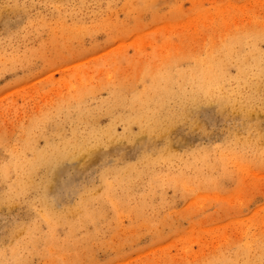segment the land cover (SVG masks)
<instances>
[{"label":"rangeland","instance_id":"374dc122","mask_svg":"<svg viewBox=\"0 0 264 264\" xmlns=\"http://www.w3.org/2000/svg\"><path fill=\"white\" fill-rule=\"evenodd\" d=\"M143 1L147 7L135 10V0H0V137L20 138L31 116L87 84L132 74L140 65L159 62L184 46L196 50L237 27L264 25V0H156V5ZM122 56L126 61L107 65L109 59ZM136 95H143L142 88ZM98 97L105 98L107 93ZM263 104H255L256 112L249 120L258 122L262 136ZM194 116L197 127L179 124L170 133L171 149L186 153L213 148L212 156L224 159L226 165L214 173L216 185L182 196L164 184L157 187L162 192L154 195L148 183L139 180L149 192L151 207L145 213L159 224L150 230L134 223V215L125 217L115 233L101 238L125 242L123 249L104 254L105 242H95V264H196L229 244L264 232V152L245 159L246 148L237 146L230 134L244 117L220 114L211 104L200 105ZM106 123L102 118L100 125ZM66 129L69 132L70 127ZM249 131L252 138L258 136L253 127ZM162 144L156 142V146ZM129 151L122 147L89 168L63 160L62 171L48 192L31 190L14 202L1 203L0 248L7 247L1 240L8 241L10 235L25 238L24 227L29 230L36 219L32 206L39 197L45 194L54 204L74 200L77 187L98 181L101 167L135 162L139 155H126ZM235 151L239 157L231 159ZM82 160L88 157L83 155ZM171 172L177 174L178 168ZM8 192L0 180V197ZM43 252L40 246L31 264H58L57 254L44 252L46 261Z\"/></svg>","mask_w":264,"mask_h":264},{"label":"bare ground","instance_id":"6f19581e","mask_svg":"<svg viewBox=\"0 0 264 264\" xmlns=\"http://www.w3.org/2000/svg\"><path fill=\"white\" fill-rule=\"evenodd\" d=\"M135 3V10L147 7L143 0ZM156 4L151 0L150 5ZM180 49L159 62L140 65L132 74L109 76L55 101L30 117L20 138L0 137V180L9 189L0 204L14 202L31 190L48 192L62 171L63 160L79 162L81 169L122 147L130 148L126 155H139L137 163L119 161L101 167L98 181L77 187L74 200L54 204L45 194L39 197L32 206L36 219L32 218L29 230L24 227L25 238L14 234L8 241L1 240L7 247L0 248V264H31L40 246L48 255L57 254L58 264H95L97 242H105L104 254L123 249L125 242L101 238L115 233L125 217L134 215V223L150 230L159 224L145 213L151 203L139 180L147 182L154 195L162 192L157 187L164 184L182 196L214 187L218 181L214 173L226 165L224 159L212 156L213 148L186 153L171 149L170 133L179 124L197 127L194 112L202 104L214 105L220 114L244 117L230 134L237 146L246 148L245 159L264 152L258 122L249 121L255 104L264 103V25L237 27L196 50ZM124 61L123 56L111 58L107 65ZM138 88L142 96L136 95ZM103 91L107 97L99 98ZM102 118L107 120L104 126ZM252 127L259 137L249 135ZM159 140L162 146H156ZM230 154L231 159L239 157L237 151ZM83 155L88 160H82ZM174 166L178 172L173 175ZM196 264H264V232L229 244Z\"/></svg>","mask_w":264,"mask_h":264}]
</instances>
